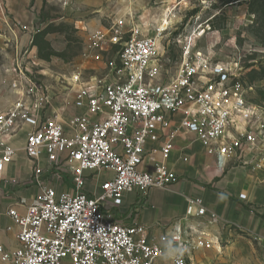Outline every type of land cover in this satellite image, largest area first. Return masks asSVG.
<instances>
[{
  "label": "built area",
  "instance_id": "built-area-1",
  "mask_svg": "<svg viewBox=\"0 0 264 264\" xmlns=\"http://www.w3.org/2000/svg\"><path fill=\"white\" fill-rule=\"evenodd\" d=\"M125 26L120 18L109 32L93 33L85 57L120 44ZM21 29L32 36L30 26ZM128 33L134 36L122 44L120 65L112 64L116 80L94 77L86 84L73 77L75 97L63 103L61 115H47L54 97L25 73L24 57L16 54L18 97L0 107V186L14 184L6 169L18 156V132L27 127L23 151L33 164L29 183L35 193L6 211L0 207L18 228L19 242L11 251L0 244L2 263L193 264L194 252L213 246L202 224L196 223L195 235L192 227L174 228L168 241L183 253L165 263L164 245L149 240L146 226L118 220L125 195L137 193L140 203L177 181L168 159L183 134H193L219 168L234 161L264 171V110L248 104L239 63L213 62L200 53L187 59V48L177 74L164 80L161 32L138 37L132 27ZM72 108L81 113L69 114ZM62 172L71 185L67 191L55 181ZM89 175L98 181L90 193ZM206 216L210 223L218 220L203 200H187L186 220Z\"/></svg>",
  "mask_w": 264,
  "mask_h": 264
},
{
  "label": "rangeland",
  "instance_id": "rangeland-1",
  "mask_svg": "<svg viewBox=\"0 0 264 264\" xmlns=\"http://www.w3.org/2000/svg\"><path fill=\"white\" fill-rule=\"evenodd\" d=\"M37 18L30 23L32 36L22 40L21 26L15 33L0 30V107H9L18 97L14 84L16 54L24 57V71L54 99L73 102L80 76L115 81L114 66L120 65L122 44L134 36L152 37L161 32L160 62L163 79L173 78L185 60L198 53L213 62H238L243 68L241 84L249 105L264 110V4L262 0H30ZM124 18L118 45H106L85 57L93 33L109 32ZM165 21L168 25L164 27ZM19 141V142H18ZM16 145L23 151L25 134ZM16 144V143H15ZM56 183L69 181L57 173ZM94 175H89L90 185ZM16 184H13L15 186ZM20 190L29 180L18 184ZM58 187V188H59ZM0 264H4L0 261Z\"/></svg>",
  "mask_w": 264,
  "mask_h": 264
},
{
  "label": "crops",
  "instance_id": "crops-1",
  "mask_svg": "<svg viewBox=\"0 0 264 264\" xmlns=\"http://www.w3.org/2000/svg\"><path fill=\"white\" fill-rule=\"evenodd\" d=\"M29 1L0 0V30L15 33L19 26L33 24L37 16L33 13L35 8L29 7ZM20 35H23V41L29 37L24 32ZM62 105L63 102L54 99L53 109L47 110V115L60 114ZM67 112L81 113L75 108ZM28 129L22 128L17 140ZM168 166L175 172L177 181L164 189L152 190L140 203L137 193L126 194L122 207L116 211L118 220L127 226L135 223L146 226L149 240L161 246L165 245L176 226L187 228V231L192 227L191 233L195 235L196 223H200L213 246L194 252L191 256L193 264H264V171H255L234 161L219 168L216 159L204 152L193 134H183L176 140ZM32 171L33 164L24 151L18 149L15 162L6 169V178L16 185L0 186V207L4 211L21 198L30 200L35 193L33 187L20 190L18 185L29 180ZM93 180L92 185L89 181L86 186L89 193L98 184L96 177ZM70 188L66 181L58 190ZM242 195L245 199H241ZM196 199L203 200L208 213L218 216L217 222L210 223L208 216L185 219L187 200ZM20 210L23 212V208ZM9 226H12L11 231H7ZM17 232L18 228L6 213L0 215V244L6 250L19 247ZM163 261L169 263L171 259L165 257Z\"/></svg>",
  "mask_w": 264,
  "mask_h": 264
},
{
  "label": "clouds",
  "instance_id": "clouds-1",
  "mask_svg": "<svg viewBox=\"0 0 264 264\" xmlns=\"http://www.w3.org/2000/svg\"><path fill=\"white\" fill-rule=\"evenodd\" d=\"M164 248L165 251L163 255L168 259H175L183 253V249L178 246H174L171 241L166 242Z\"/></svg>",
  "mask_w": 264,
  "mask_h": 264
},
{
  "label": "bare ground",
  "instance_id": "bare-ground-1",
  "mask_svg": "<svg viewBox=\"0 0 264 264\" xmlns=\"http://www.w3.org/2000/svg\"><path fill=\"white\" fill-rule=\"evenodd\" d=\"M165 22H166V23H164V24H165L164 27L168 25V21H165Z\"/></svg>",
  "mask_w": 264,
  "mask_h": 264
},
{
  "label": "trees",
  "instance_id": "trees-1",
  "mask_svg": "<svg viewBox=\"0 0 264 264\" xmlns=\"http://www.w3.org/2000/svg\"><path fill=\"white\" fill-rule=\"evenodd\" d=\"M263 4H264V0H262Z\"/></svg>",
  "mask_w": 264,
  "mask_h": 264
}]
</instances>
